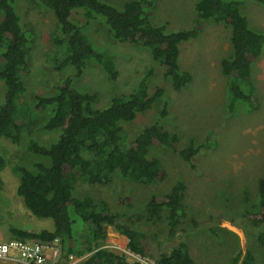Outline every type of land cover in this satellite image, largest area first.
Masks as SVG:
<instances>
[{
    "label": "trees",
    "instance_id": "trees-1",
    "mask_svg": "<svg viewBox=\"0 0 264 264\" xmlns=\"http://www.w3.org/2000/svg\"><path fill=\"white\" fill-rule=\"evenodd\" d=\"M253 1L264 6V0ZM30 2L55 20L57 31L53 41L57 47H62V51L52 57L54 68H72L74 74L62 79L50 95L35 96L31 103L25 102L23 80L29 73L32 34L16 11V0H0V83L3 86L0 140L6 139L13 148L19 147L23 136L30 134L39 117L43 118L41 130L58 133L50 145L34 141L28 145L30 153L48 163L35 162L31 169L19 165L13 167L19 177L17 197L33 217L51 220L53 229L35 233L11 227V238L46 243L58 239L62 251L56 264H65L70 255L87 253H91L90 257L81 264H130L125 256L103 248L108 229L123 236L127 248L142 256H147V235L132 229L121 213L111 212L107 203L96 202L91 195L75 197L79 181L105 187L117 178L152 186L166 178L160 161L149 155L152 147L176 153L193 167V158L215 144L195 147L190 142L186 148L177 150L179 134L156 123L144 127L132 140L129 139L123 125L152 111L155 103L164 96L162 87L149 93L147 79L151 74L145 75L129 95L114 96L106 107L93 108L98 96L77 89L74 81L82 78L91 64L98 65L112 82L117 80L119 72L115 58L91 42L84 24L99 20L113 41L141 44L162 70L163 78L171 81L174 92L182 91L193 80L192 75L179 66L180 45L196 39L201 31V21L223 24L230 29L231 54L220 63L221 73L228 79L227 109L230 115L237 103L248 104L250 110L257 108L251 69L263 52L264 32L249 26L240 11L241 3L236 1L198 0L195 24L176 32H168L166 25L152 24L153 0H132L120 8L104 0ZM79 12L86 20L81 25L72 17ZM167 108L164 103L160 111L162 118L166 116ZM2 155L0 146V173L6 165ZM185 190V184L178 182L165 195L152 196L143 206L150 220L159 219L162 211L167 212L166 225L171 237L185 217L182 211ZM257 195V205L243 214L242 219L260 229L264 228V178L258 181ZM139 220L138 217L129 219L132 224ZM257 242L264 246V233L257 235ZM155 261L157 264H200L193 259L186 242H180L169 253H159ZM253 261L252 254L246 251L242 259L239 254L231 264H253Z\"/></svg>",
    "mask_w": 264,
    "mask_h": 264
},
{
    "label": "rangeland",
    "instance_id": "rangeland-1",
    "mask_svg": "<svg viewBox=\"0 0 264 264\" xmlns=\"http://www.w3.org/2000/svg\"><path fill=\"white\" fill-rule=\"evenodd\" d=\"M120 8L132 0H104ZM198 0H153L151 22L166 25L168 32L191 28L197 21L195 5ZM240 2V11L249 26L264 32V6L253 0H225ZM18 15L32 34L29 57V73L23 82L26 88L24 101L31 103L35 96L50 95L62 79L73 76L72 68L57 70L52 57L58 56L62 47L53 41L57 27L54 18L33 5L30 0H16ZM73 20L84 24L81 12L73 14ZM84 31L91 42L115 58L119 72L116 81H110L102 69L89 65L82 78L74 81L77 89L96 94L98 100L93 108L106 107L114 96L129 95L147 74L150 94L157 87L164 89L152 111L139 115L134 121L125 123L128 137L132 140L144 127L156 123L172 133H178L182 150L190 142L194 146L212 144V148L201 150L193 158L192 166L181 157L164 148L152 147L149 155L160 161L166 173L163 182L148 186L121 179H114L108 186H90L79 181L75 197L91 195L96 202H105L113 213H121L124 222L141 232L148 240L147 256L156 260L159 253H169L180 242H186L193 259L200 264H231L249 251L253 264H264V246L257 242V235L264 228H254L242 215L257 205L258 181L264 178V49L251 69V77L257 108L250 110L248 104L237 103L234 113L228 114V79L221 73L220 63L230 56V29L213 21H201V31L196 39L180 45L179 66L189 72L193 80L182 91L174 92L171 81L163 78V72L151 59L149 51L141 44L118 43L110 37L99 20L84 24ZM0 83V104L3 100ZM167 103L166 116L160 111ZM39 117L30 134L23 136L19 147L0 140L1 154L6 161L1 171L0 186V238L9 240L11 227L28 232L52 231L49 219L33 217L16 195L19 177L14 173L16 165L31 169L33 163L47 161L28 151L31 141L40 145L55 142L57 132L41 130ZM10 146H9V145ZM3 151V153H2ZM178 182L185 184L183 213L185 217L175 235L168 234L167 212L151 220L143 206L152 196H163ZM131 217L140 220L131 223ZM262 231V232H261ZM256 235V237H255ZM127 240L112 228L108 229L104 245L108 250L122 254ZM91 253L79 257L74 264H81Z\"/></svg>",
    "mask_w": 264,
    "mask_h": 264
},
{
    "label": "built area",
    "instance_id": "built-area-1",
    "mask_svg": "<svg viewBox=\"0 0 264 264\" xmlns=\"http://www.w3.org/2000/svg\"><path fill=\"white\" fill-rule=\"evenodd\" d=\"M107 249L108 246H103ZM62 251L61 242L54 239L51 242L41 240H3L0 238V264H56ZM130 264H157L147 256L134 253L127 248L122 249V254ZM79 257L68 256L65 264H74Z\"/></svg>",
    "mask_w": 264,
    "mask_h": 264
}]
</instances>
